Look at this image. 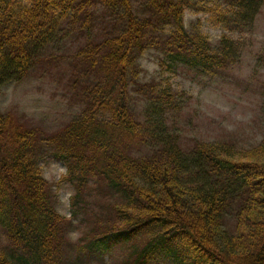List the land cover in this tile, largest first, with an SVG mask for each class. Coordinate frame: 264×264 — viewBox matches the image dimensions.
Masks as SVG:
<instances>
[{"label": "trees", "instance_id": "obj_1", "mask_svg": "<svg viewBox=\"0 0 264 264\" xmlns=\"http://www.w3.org/2000/svg\"><path fill=\"white\" fill-rule=\"evenodd\" d=\"M216 1L144 0L139 9L133 0H0V89L68 36L83 40L71 58L76 117L48 132L0 112V264H66L71 248L121 256L118 264H148L163 251L173 264H264V120L253 145L230 137L184 147L166 124L179 108L173 93L137 80L145 49L161 53L163 70L224 74L241 50L230 33L250 30L264 0ZM188 8L230 33L212 44L185 27ZM259 58L264 65V51ZM45 153L66 166L69 219L38 165Z\"/></svg>", "mask_w": 264, "mask_h": 264}, {"label": "rangeland", "instance_id": "obj_2", "mask_svg": "<svg viewBox=\"0 0 264 264\" xmlns=\"http://www.w3.org/2000/svg\"><path fill=\"white\" fill-rule=\"evenodd\" d=\"M133 1L139 9L142 8L140 5L144 0ZM206 1L221 6L216 0ZM184 24L187 29L193 28L206 34L212 44L224 32L230 33L213 25L211 14L202 10L186 9ZM230 34L239 43L241 50L238 60L221 75L201 73L189 66L163 70L159 63L161 53L154 49H145L137 60V80L141 84H159V88L173 93L179 108L168 112L166 124L171 134L179 136L184 147H190L198 139L231 137L236 138L240 146H250L261 140L264 120L261 83L264 81V65L259 56L264 51V7L250 30ZM82 41L78 35L68 36L63 42L48 49L43 54V64H38L24 79L5 84L0 90V112L14 122L38 126L48 132L61 129L76 117L82 107L70 83L74 71L72 63L77 61L71 58L75 56L78 43ZM132 96V109L135 116L140 117L142 102L136 91L132 90ZM38 165L56 195L57 211L69 219L72 211L69 198L74 189L62 179L66 175L64 162L45 153L39 157ZM77 220L73 219L75 225ZM81 230L80 224L71 230L69 238L72 242L79 239ZM0 243L6 244L1 230ZM119 257L112 258L108 252L101 257L95 254L78 257L76 250L71 248L67 251L66 264H118ZM14 264L25 263L21 260ZM148 264L173 263L163 251Z\"/></svg>", "mask_w": 264, "mask_h": 264}]
</instances>
